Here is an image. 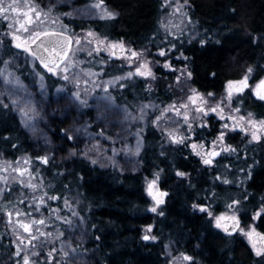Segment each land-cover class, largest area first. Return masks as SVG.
<instances>
[{"label": "trees", "instance_id": "16d2710c", "mask_svg": "<svg viewBox=\"0 0 264 264\" xmlns=\"http://www.w3.org/2000/svg\"><path fill=\"white\" fill-rule=\"evenodd\" d=\"M46 1L15 0V3L24 9L34 2L47 10L50 5ZM73 1L90 3V0ZM3 2L7 5L13 0ZM179 3L182 9L173 12L162 0H105L104 5L118 15L102 20L63 15L70 11L60 5L49 18L57 21L52 27L66 26L63 30L69 34L94 31L111 42L122 41L136 50L144 49L154 59L160 57L158 48L175 43L176 47L169 49L163 60H170L175 68L187 65L193 73L191 85L205 95L213 93L222 97L227 82L241 79L249 67L253 68L252 82L264 77V0H188L187 4L179 0ZM184 12L191 17L190 21L184 17ZM8 15H19L23 19V13ZM9 23L18 25V20H5L0 16V75L11 70L35 86L43 75L48 102L63 90L66 100L72 98L70 93L78 90L76 85L48 74L37 61L34 67L29 54L9 43L12 39L6 35L10 31ZM164 24L168 25L167 30ZM173 32H177V36H173ZM201 39H206L207 43L201 44ZM79 57L78 61H82L79 70H71V74H85L83 79L90 80L87 84L90 89L93 78L80 69H92L103 82L132 71L120 61L108 63L106 56L95 52ZM101 60L106 63H100ZM155 72L158 78L152 84L135 74L112 83L108 92L114 97V103L130 110L155 105L158 110L154 115L161 114L164 107L178 100L179 93L174 86V71L166 72L160 65ZM87 88H79L87 105L70 100L61 102L59 115L51 119L50 126L42 124L46 130H42L41 140L32 137L23 126L21 115L13 105L6 102L8 107L4 108L0 104V177L7 178L6 181L0 179V264H14L19 259L14 255L18 242L16 232L28 236L19 225L9 223L5 208L28 213L20 217L22 220L41 216L46 219L43 228L51 236L33 241L40 255L32 259L38 264H166L170 249L178 256L182 252L193 256L189 264H264V255L257 257L241 234L221 232L214 227L212 217L192 207L195 203L210 204L214 215H219L229 211L228 204L233 199L240 200L237 213L241 225L254 224L264 233V214L259 219L253 215L264 204V139L254 142L243 131L233 133L226 139L236 151L208 167L191 152L188 144L172 143L165 131L151 120L143 126L133 125L136 135L125 143L140 144L136 152L138 171L127 173L112 165L97 167L78 153L86 134L99 136L106 146L112 144L116 149L124 142L120 141L117 129L112 131L96 119L94 97L103 98V87L94 92ZM93 93L95 96L90 97ZM234 105L240 108L242 115L251 112L256 119H264V101L251 93L239 96ZM67 109L69 115L63 116ZM208 123L207 127L196 130V140H213L222 131L221 121L212 117ZM74 126L81 128L72 130ZM101 129L104 134H100ZM66 130L71 131L75 139H67ZM73 149L75 154H72ZM43 155L49 157L46 164L36 159ZM5 168L8 171L5 172ZM13 168L28 169L31 177L28 171L21 177ZM177 170L188 175L178 176ZM157 171L161 174L160 186L168 193L161 210L164 215L150 212L152 202L146 194L145 182L153 179ZM225 176L230 183L218 178ZM18 178L25 183H19ZM29 179L38 185L36 190L28 186ZM45 191L49 196L56 193L66 197L69 207L64 206L63 199L50 200L49 196L44 197L46 204L39 205L33 198ZM51 209H59V212L54 214ZM57 215L65 219L71 217L72 224L57 219ZM12 219L14 222L16 217ZM148 224L154 226L152 234L158 237L155 241L143 239ZM58 232L64 235L58 236ZM41 242L44 243L41 245ZM24 246L28 247L26 243ZM52 248L56 249L55 259H46ZM63 252L69 255L64 257Z\"/></svg>", "mask_w": 264, "mask_h": 264}, {"label": "snow or ice", "instance_id": "6c2138e0", "mask_svg": "<svg viewBox=\"0 0 264 264\" xmlns=\"http://www.w3.org/2000/svg\"><path fill=\"white\" fill-rule=\"evenodd\" d=\"M184 3L187 4L188 0H184ZM105 4V0H98V2L94 5L96 8H100L101 12L106 17H115L118 15L117 12L109 10L107 7H102ZM171 4V0H164V5ZM171 6L174 9V12H179L180 8L183 5L179 4V0H177L176 4H171ZM56 4L51 3L47 10L42 8L40 5L33 3H29L26 5L24 9L17 6L15 3V0H13L12 3H8L5 5L3 0H0V16L3 17L5 20H18V25L9 23L8 28L10 31L6 33V35H10L12 37L10 44H14L15 48L23 50V53H27L30 55L31 58H33V66L35 67V61L38 60L40 64L43 65L44 68L47 69L49 73H52L55 76L61 77L64 81H69L70 83L77 86V89L75 92L70 93L73 102H79L80 105H87V99L86 97L81 96V90H79V85L81 83L87 85L90 83L89 79H81L80 76L76 75L75 73L70 75V72L72 69L79 68V64L82 63V61H78L76 56V51L79 50L78 46L80 45L81 37L79 36H70L67 35V33L63 30L66 26H61V28L52 27V25L56 24L57 21L50 19V14L55 9ZM23 13V19H21L18 16L11 17L8 15V13ZM72 13H63V15H71ZM184 17L191 20V17L188 16L187 12L183 13ZM163 27L167 30L168 25L164 24ZM178 28V26H177ZM179 34L182 35V30H179ZM23 34H18V33ZM96 34L92 31L88 32V37H93ZM173 36H177V32L172 33ZM107 38H103L102 40H98L96 42V46L93 47L89 52L88 55H93L94 52L98 53L100 51V44H103ZM165 40H167V36H165ZM77 46L74 49V44ZM89 44L93 43V41L89 40ZM201 44H206V39L200 40ZM176 47L175 43H170L167 45V47H160L157 49L158 53L162 57H167L168 50L173 49ZM111 49H120V55L122 57H125L129 64L136 63V68L134 71H129L124 73L122 76H114L111 78V80L107 82H100L96 83L95 80L98 79V74L93 71L92 69H80V72H86L89 77L93 78L92 82V89L89 91H95L96 88L103 87L104 89V96L103 99L108 102H114V97L111 96V94L108 92V88L112 83H115L120 80H124L127 77H131L134 74H138L140 76L144 77H155V72L152 70V67L150 66V62L147 58H142L144 49H140L139 51L135 48L129 49L122 41H112L110 43ZM108 50V47L106 46V49ZM111 55L115 56L117 53L115 51L111 52ZM183 55V53H181ZM187 59V57H185ZM5 64L8 63V61H4ZM100 63L104 64L106 61L101 60ZM164 66L175 70L174 65L170 60L165 59ZM253 68L249 67L246 70L245 75L239 79V80H229L227 82V88H226V98L227 101L230 102L232 100V97L234 94L243 93L245 89L251 88L252 92L256 97H258L260 100H264V77L257 79L252 84L249 83V77L250 74H252ZM193 73L185 67L184 69L179 71V75L176 76L177 82L180 81L181 77H192ZM4 76V83L5 85H11L16 84L19 85L21 82L19 78L13 79L12 74L10 72L3 73ZM124 85L121 84V87ZM40 87L41 89H44L46 87L44 83V76H40ZM64 88V85H61V89ZM9 95H13L12 92L9 93ZM213 93H208V96L206 97L203 93L197 91L195 88L191 89V95L188 96L187 101L184 102L181 106H175V105H168L162 112L160 116H157L153 123L156 124L157 127H160V120L161 118H167L164 116L167 112H173L176 116L183 117V123H186L189 125V127L186 129L188 132H193L192 129V123H194V119L192 116L189 115V103L194 105V113L199 117L200 123L199 127L203 128L207 124V120L204 118L207 116L208 113H216L221 120H224L225 123L221 125L222 129L225 130H235L236 128H240L245 133H250L251 139L254 141H260L262 138H264V119L257 120L253 113L249 112L247 116L238 115L240 113V108L234 109V113L224 114L223 106H224V100L217 101L215 103H209V98L212 97ZM10 103L19 108L20 112L22 113V116L25 119V124L28 123V121H31L34 117L33 115H30L29 113H35L34 107H29V104H31V100H28L25 102L24 106L21 107L17 99H12ZM0 104H3L4 108L8 107L7 103H4L2 99H0ZM183 109V111L181 110ZM144 112V109H141V113ZM143 115L140 116V119H143ZM86 130V129H85ZM168 133V138L174 142L183 144L185 139H187L186 136L181 135L180 133L173 130L165 129ZM100 134H104L103 129H101ZM195 133L193 132V135ZM226 131L222 130L219 131L218 135L215 139L210 141L209 144H201L200 145V151L197 152V155L202 157V162L205 165H212L215 163V157L219 156L221 152H235L236 148L230 144L225 143V136ZM66 138L71 140L75 139V137L72 135L71 131L66 130ZM111 139V137H109ZM190 146L194 150L197 148V142L196 141H190ZM140 144L137 143L136 151L139 152ZM72 154H75V149H73ZM84 156H88V152L85 151L82 153ZM37 160L43 161L45 164L48 163L49 157L47 155L43 156H37ZM91 159V157H89ZM27 162V161H26ZM97 161L92 159V163H96ZM4 171H8L7 168L4 169ZM12 171L19 172L21 177L24 175L26 171L29 172V177H31V172L28 169L25 168H13ZM243 171V169H241ZM177 175L184 177L187 176L188 173L184 171L177 170ZM160 177V172L157 171L155 173V177L151 180H148L146 182L147 184V192L149 195L153 197L154 203L151 207L152 212H156L159 205L165 203L164 197L167 196V192L160 190L158 187V181ZM249 177H250V171H249ZM223 181V183H230L228 178L225 177H218ZM0 179L7 180L6 177H0ZM19 179V178H18ZM19 183L24 184L25 181L23 179H19ZM28 186L31 187L33 190H36L38 185L31 183V179H29ZM10 191V189H7ZM2 194V192H0ZM215 195V193H213ZM45 196H49V194L45 191L41 194L40 197L33 199L37 201L39 205L46 204L47 201L44 199ZM247 197H245L246 199ZM50 200H60L63 199L64 206L69 207V201L66 197H61L59 194L53 193L51 196H49ZM23 201H21L22 203ZM240 200L233 199L230 204H228L229 209H233L231 215H226L224 213H221L219 215H214L211 205L210 204H204V203H195L192 205L193 208L199 209L201 212H206L208 216L213 218V222L215 223V226L222 229L224 232L232 234L236 232L237 229H239L240 232L247 235L249 238H252L254 236L260 237V244L257 246L256 240L253 239V247L255 249L257 256L264 255V233H257V230L255 228V225L249 226L247 229L242 228L240 226V219L238 215H236V210L233 208V205H239ZM51 207V206H50ZM54 214L59 212V209H51ZM5 212L9 218V223H14V225H19L20 228L23 230V232L28 233V236L21 235L19 232H16V235L18 237V242L15 243V252L14 255L16 257H19L18 260L14 262V264H38L37 260H33L32 257H39L40 252L36 250L35 246H33V241H39V238L41 236H51V233L44 230L43 226L46 224V219L41 216L39 219L36 217H30L28 220H22L20 219L21 216H28V213H24L21 210H15L11 211L5 208ZM160 215H164L163 211H160ZM264 214V204H262L255 212L254 217L259 219L261 215ZM74 215H78V213H74ZM16 217L15 221L13 222V217ZM57 219H64L65 223L68 225L72 224L71 217H68L65 219L62 216L57 215ZM82 219V218H81ZM152 224H148L145 227V234L143 236L144 240H152L155 241L158 239V237L154 234H152L153 229ZM13 231L15 232V227L13 228ZM63 232H58V236H63ZM25 243L28 247H25ZM44 242H41V245ZM62 247V246H61ZM31 249V251H29ZM56 252L55 248H52L50 251H48L46 259L54 260L55 257L53 256V253ZM22 253H24L22 255ZM64 257H67L69 255L68 252L62 253ZM172 259L175 261L177 257H172ZM179 259L187 262H192L194 260L193 256L189 255L186 252H182L179 254Z\"/></svg>", "mask_w": 264, "mask_h": 264}, {"label": "rangeland", "instance_id": "374dc122", "mask_svg": "<svg viewBox=\"0 0 264 264\" xmlns=\"http://www.w3.org/2000/svg\"><path fill=\"white\" fill-rule=\"evenodd\" d=\"M162 1L164 3V0H162ZM97 2H98V0H90V3H88V4H77L73 0H47L46 1V3H48L49 5L51 3H55L56 7L60 6V5L67 6L69 8L70 13H72L74 16L79 17V18L80 17L85 18V19L95 18V19H101V20L111 18V17L104 16V14L101 12L100 8L94 7V5ZM176 3H177V0H171V4H176ZM171 4L165 5V6H171ZM179 4L182 5L181 3H179ZM102 7H106V6L103 5ZM182 7L180 9H182ZM170 8H172L171 11L174 12L173 7L171 6ZM88 32L89 31H81V32L76 33V34L70 33L73 37H75V36L81 37L80 45L78 46L79 50L76 51V56H77L78 60L80 59L79 55H82V54L88 55V52L93 47L96 46V42L98 40L103 39L102 37H100L99 34H97L94 31H92V32L95 33L96 35L93 37H88ZM89 40L93 41V43L89 44L88 43ZM110 43H111V41L106 40L103 44H100V51L97 54H101L103 56H106L108 63L113 64L116 61H120L123 64V66H126V67L132 69V71H134V69L137 66L136 63L129 64L127 59L125 57H122L120 54H117L115 56L111 55L112 51H115L117 53L120 49L119 48L111 49ZM125 45L129 49H132V47H130L128 44H125ZM13 46H14V44H13ZM106 46L108 47V50H105ZM76 47L77 46L75 45V42H74V49ZM19 50H21V49H19ZM21 51H23V50H21ZM142 58H147L149 60L150 66L152 67V70L154 72H155L156 68L160 65H162L163 69L166 72L171 73L172 71H174L176 76L179 75V71L184 69L185 67L187 68V70H189L187 65H183L180 68H175V70L169 69V68L164 66V63H165V60H163L164 57L160 56L159 59H154L145 51L143 53ZM31 59H33V58H31ZM36 61L39 62L38 60H36ZM40 65L43 68V70H45L48 74H52V73H49L47 71V69L43 67L42 64H40ZM72 70H75V69H72ZM76 70H79V68H77ZM6 72H10L12 74L13 79L19 78L21 83L19 85H16V84L5 85L4 76H3V74H1L0 75V98L3 100V102H5V103L7 102L8 104H11L10 101L12 99H17L21 107L24 106L26 101L31 100V104H29V107L30 108L34 107L35 113H32V112L29 113L30 115H33L34 118L31 121H28L27 124H25L26 118H24L22 116V113L20 112L19 108L15 107V106L14 107L17 109V111L21 115L23 126H25L27 128L28 132L31 133L32 137H35L37 140H41L42 130L45 131L46 127L50 126L49 124L51 122V119L53 117L59 115V113H58L60 110L59 105L61 104V102L62 103L68 102V100L73 101L72 98H69L68 100H66V97H65L66 94H65V91L63 90L64 92L62 91L61 94L56 95L51 100H49L50 102H48L46 99L48 96L47 88L45 87L44 89H41L40 82L37 86H35L33 84L31 85L30 83H26L25 81H23L21 79V77L19 75H17V73H15L14 71L5 70L3 73H6ZM70 75H71V72H70ZM76 75L80 76L81 79H83L84 78L83 75H85V74L78 73ZM135 75L147 80L151 84L154 83L158 78V75H156V72H155L154 78L153 77H144V76H140L138 74H135ZM53 76L59 78V76H55V75H53ZM252 76H253V72H252V74H250V77H249V83L250 84L253 83L251 81ZM191 80H192V77H190V78L181 77L180 81L177 82L176 77L174 78V86L176 87V90L179 93V96H178L179 98L177 101L173 102V104H170V105H175V106L179 107L184 102L187 101L188 96L191 95V89L195 88L191 85V83H190ZM67 82H69V81H67ZM95 82L100 83L103 81L100 78H98L97 80H95ZM70 85H72V83H70ZM87 86H88V88H87ZM150 86H152V85H150ZM169 86H172V85L169 84ZM83 87L87 88L88 91L90 89L89 85H85V84L81 83L79 85V88H83ZM100 88H98V89H100ZM226 88H227V86H226ZM10 92H12L13 95L10 96L9 95ZM246 93H251L253 96H255L254 93L252 92L251 88L245 89V91L243 93L234 94L232 97V100L230 102V105H229V102L227 101V98H226V89H225V92H224L222 97H216L215 95H213L212 97L209 98V103H215L217 101L224 100V102H225L224 106H223L224 114H229V113L235 114L234 109L237 108L234 105L235 99H237L239 96H242ZM94 96H95L94 93L92 95H90V97H94ZM205 96L207 97L208 94H206ZM94 98L96 99V102L94 104V110L96 112V117H97L96 119L103 126L108 127L112 131H113V129H117L118 133H120L119 139H120V141L124 142L123 143L124 145L119 146L118 149L114 148V146H112V144H109V146H106V144H104L102 141L99 140L101 137L93 136V135H89V134L85 133L86 137L83 139L82 147L80 148V150H78V153L81 154V156H84V155H82V153L87 151L88 156H85V157H87L88 159H89V157H91V159H89L91 162H92V159L96 160L97 162L93 163V165H95L97 167L98 166L109 167V165H112V166L118 167L119 169H122L124 172H127V173H132V172L138 171L139 165H137V161H136V157H137L136 147L137 146L133 145V144L127 145L128 142H126V141H129L130 138H132V137H134V135H136V132L134 130L133 125H140V126L142 125L143 126L148 121L154 120L157 117L156 115L158 114L157 113L156 115H154L155 114L154 111H156L158 109L153 107L155 105H153V106L152 105L151 106L145 105L142 107L141 106L137 107V108H135V110H130V109H127L126 107L118 106L114 102H108V101L104 100L103 98H100V96H97V98L95 96ZM256 98H258V97H256ZM95 99H94V101H95ZM166 107H164V109ZM194 107H195L194 105L189 103V115L192 116L194 119V123H192V125H191L193 132L195 133L194 135H193V132L186 131V129L189 127V125L186 123H183V117L176 116L175 113H173V112L165 113L164 116L167 118L165 119L162 117L160 122H159L160 127H157V128H159L161 131H165V129H168V130L174 129L176 132L180 133L181 135L186 136L187 139H185L183 144H188L191 152H193V154L196 157L200 158V160L202 162V157L197 155V152L200 151V145L201 144H209L210 141H212V140H208V141L196 140V138H195L196 137V130L201 128V127H199V123H200L199 117L193 111ZM142 108L144 109L143 113H141ZM181 110L183 111L182 108H181ZM66 115H69L68 109L66 111H64L63 116H66ZM141 115H143V117H144L143 119H140ZM160 115L161 114H159L158 116H160ZM238 115H242L241 111ZM242 116H245V115H242ZM212 117H214L216 120L221 121V125L223 123H225V121L221 120L220 117L216 113H208L207 116L204 117L207 120V124L205 125V127L208 126V124H209L208 120ZM42 124H44L46 127L43 126ZM205 127H203V128H205ZM80 128H81L80 126H74V128L71 127L72 130L75 129L77 131H79ZM222 130L226 131V133H227L225 136V143L226 144H228L226 137H228L229 135H231L233 133L242 131L239 127L236 128L234 131L230 130V129L229 130L222 129ZM165 133L168 137L167 131H165ZM243 134L246 135L248 138H250V140L252 141L250 133L243 132ZM263 139L264 138H262L260 141H263ZM107 140L110 141L111 139L108 138ZM190 141H196L197 142V148L195 150L193 148H191ZM260 141H254V142H260ZM125 143H127V144H125ZM172 143H174V142H172ZM39 144H41V143H39ZM174 144H179V143H174ZM183 144H180V145H183ZM42 145L43 146L44 145L50 146L49 144H41V146ZM233 153L234 152L225 151V152H222L221 155L222 156H231ZM216 164H217V162H215L212 165H205V164L204 165L209 167V166H215ZM155 173H154V177H155ZM160 180H161V174H160L159 181H158V187L160 190H162V188L160 186ZM146 182H145V187L147 189ZM146 194L151 199V202L153 205V203H154L153 197L151 195H149L147 190H146ZM167 195H168V193H167ZM167 198H168L167 196L164 197L165 203L159 205L156 212L151 211V207H152V205H151V207L149 208L150 212L152 214H155V215H160L159 213L162 210V207L164 205H166ZM237 206L238 205H233V208L236 210V215H238ZM197 210L199 212H201L199 209H197ZM232 211H233V209H229V211L224 212V214L231 215ZM208 217H210V216H208ZM238 217L240 219V226L242 228L247 229L249 226H251V225H248L245 227L242 226L241 225V223H242L241 217L239 215H238ZM213 224H214L215 228L219 229L221 232H224L222 229L216 227L214 222H213ZM236 232H238L244 238L247 239L248 243L250 244L251 248L253 249V251L256 255L252 241H253V239H255L257 246H259L260 237L254 236L252 238H249L247 235L240 232L239 229ZM258 232L259 231L257 230V233ZM224 233H226V232H224ZM226 234L232 235L229 233H226ZM167 253L168 254L166 257V264H189V262L179 259V256L176 255L172 249L168 250ZM172 257H177V259L174 261L172 259Z\"/></svg>", "mask_w": 264, "mask_h": 264}, {"label": "water", "instance_id": "95a60500", "mask_svg": "<svg viewBox=\"0 0 264 264\" xmlns=\"http://www.w3.org/2000/svg\"><path fill=\"white\" fill-rule=\"evenodd\" d=\"M67 35H69L68 33H67ZM70 36H72L71 34H70ZM73 44H74V42H73ZM117 54H120V50L117 52ZM259 99V98H258ZM260 100V99H259ZM262 101H264V100H262ZM222 153V152H221ZM221 155V154H220ZM220 155L219 156H217V157H215V160H217V159H219L220 158ZM236 231H238V229L236 230ZM235 233V232H234ZM234 233H232V234H234ZM258 233H260V232H258ZM255 237H259V236H255Z\"/></svg>", "mask_w": 264, "mask_h": 264}, {"label": "flooded vegetation", "instance_id": "af4514ba", "mask_svg": "<svg viewBox=\"0 0 264 264\" xmlns=\"http://www.w3.org/2000/svg\"><path fill=\"white\" fill-rule=\"evenodd\" d=\"M220 157H222V155H220ZM220 159V158H219ZM219 159L215 160V162H217Z\"/></svg>", "mask_w": 264, "mask_h": 264}]
</instances>
